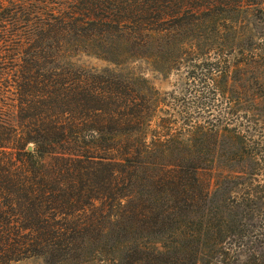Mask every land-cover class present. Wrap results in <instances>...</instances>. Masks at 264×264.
Here are the masks:
<instances>
[{
	"label": "trees",
	"instance_id": "obj_1",
	"mask_svg": "<svg viewBox=\"0 0 264 264\" xmlns=\"http://www.w3.org/2000/svg\"><path fill=\"white\" fill-rule=\"evenodd\" d=\"M187 2L76 0L64 13L8 23L16 54L5 51L0 67L18 56L23 73L17 118L0 116V264H176L180 255L197 264L202 248L224 242L202 167L151 159L160 140L152 119L120 112L138 105L57 65L64 46L110 32L139 45L187 14Z\"/></svg>",
	"mask_w": 264,
	"mask_h": 264
},
{
	"label": "rangeland",
	"instance_id": "obj_2",
	"mask_svg": "<svg viewBox=\"0 0 264 264\" xmlns=\"http://www.w3.org/2000/svg\"><path fill=\"white\" fill-rule=\"evenodd\" d=\"M75 1L0 0V25L7 26L0 56L16 54L9 22L64 13ZM186 7L187 14L144 32L139 45L110 32L75 51L64 46L57 65L117 103L137 104L120 112L152 119L150 136L160 140L151 159L202 167L208 208L223 215L225 240L202 248L197 264H264V0H188ZM15 57L0 67V116L9 119L19 114L15 88L23 73Z\"/></svg>",
	"mask_w": 264,
	"mask_h": 264
}]
</instances>
